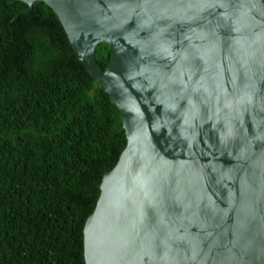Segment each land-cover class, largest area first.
<instances>
[{
	"label": "water",
	"instance_id": "obj_1",
	"mask_svg": "<svg viewBox=\"0 0 264 264\" xmlns=\"http://www.w3.org/2000/svg\"><path fill=\"white\" fill-rule=\"evenodd\" d=\"M16 1L53 10L122 117L85 264H264V0Z\"/></svg>",
	"mask_w": 264,
	"mask_h": 264
},
{
	"label": "trees",
	"instance_id": "obj_2",
	"mask_svg": "<svg viewBox=\"0 0 264 264\" xmlns=\"http://www.w3.org/2000/svg\"><path fill=\"white\" fill-rule=\"evenodd\" d=\"M0 0V264H85L83 228L126 146L53 10ZM106 44L96 51L105 69Z\"/></svg>",
	"mask_w": 264,
	"mask_h": 264
}]
</instances>
